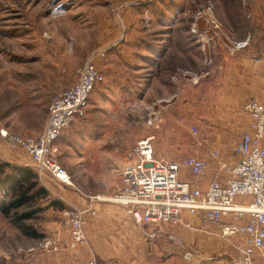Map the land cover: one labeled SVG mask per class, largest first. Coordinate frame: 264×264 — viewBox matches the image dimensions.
Masks as SVG:
<instances>
[{"label":"rangeland","instance_id":"1","mask_svg":"<svg viewBox=\"0 0 264 264\" xmlns=\"http://www.w3.org/2000/svg\"><path fill=\"white\" fill-rule=\"evenodd\" d=\"M254 1L250 0L247 7L243 5V0H155L147 6L141 5L140 8L145 7L146 11L145 14L137 11L140 14L137 21L141 28L139 32L146 33L144 39L156 45L150 46L144 40L127 44L125 52L121 54L125 58L121 60L123 63L137 61L143 64L149 58L164 60L161 69L164 73H173L177 64L180 69L187 70H184L185 73L196 72L194 69L209 71L204 70L205 66H208L204 54H208L209 47L205 43V37L200 34L214 30L217 36L222 34L225 41V31L231 30L232 34L229 33L226 40L228 47L235 48L243 44L244 42L238 41L243 35L241 26L244 31L248 30L243 26L244 21L248 22L250 30L256 28L252 26L249 18ZM84 2L0 0L1 127L11 128L10 131L21 136L40 133L47 122L51 98L74 84L69 85L70 70L63 68L62 71V68L54 63L52 51L56 48L55 51L62 49L59 52L62 53L65 64H70L71 69L78 70L93 55L84 56L81 50L92 48L98 26L85 22V16L81 14L88 8L99 6ZM210 7L212 10L208 11ZM199 13H202V17L198 16ZM188 30H191L192 38L200 45V51L191 37L190 43L183 40L182 36L187 34ZM193 30H200L201 33L195 36ZM262 40L260 37L253 38V45ZM21 64L23 66L20 69L25 70V74L17 75L16 66ZM129 72L131 71L126 70L124 66L120 71L121 77L126 80L124 85L122 82L107 80L104 85L107 88L111 86L109 89L112 91L108 93L109 97L102 98L96 91L87 106L85 116L77 118L59 140V162L68 171L74 184V187L62 186L78 192L81 196L99 198L101 201L97 202L100 204H112L119 182L117 169L126 162L129 149L140 139L149 136H156L155 142L158 144L160 132L164 130V126H161L162 115L164 118L165 114L171 116V123L175 124L170 132L165 133V137L183 131L186 142L201 138V133L198 136L192 133L195 125L189 123L185 115L178 114L176 101L151 109L152 100L172 92L173 85L171 86L170 82L160 80L161 83L147 88L145 83L137 85L134 84L135 80H127L124 75ZM222 72L224 69H218L219 78L217 77L218 81L214 79L215 84L220 82ZM187 84L189 91L202 85L201 83L195 86L189 82ZM104 85H101L103 90ZM154 116H157L158 120L151 125L150 119ZM166 149L169 155L176 151L173 160H181L186 155V149L184 153H179L175 144ZM213 151L224 155L230 150L224 152L220 148L212 147L208 152L209 157ZM56 200L63 202L60 198ZM42 206L45 208L43 211L20 223L26 225L27 229L19 228L13 223V219L0 214V249L2 247L6 252L19 250L25 255L24 252L34 248L42 237L50 238L46 233L48 228L54 223L61 227L62 212L72 208L67 204L64 210L46 208L45 204ZM24 210L23 208L17 212L21 214ZM207 230L211 232L215 229L208 227ZM0 264H5L1 256Z\"/></svg>","mask_w":264,"mask_h":264},{"label":"crops","instance_id":"2","mask_svg":"<svg viewBox=\"0 0 264 264\" xmlns=\"http://www.w3.org/2000/svg\"><path fill=\"white\" fill-rule=\"evenodd\" d=\"M83 1L99 7L88 8L81 14L85 16V22L98 26L92 48L81 50V52L84 53V56L89 54L88 57L93 54L94 63L103 72L105 82L107 80L118 81L124 85L126 80L121 77L120 73L123 66L126 70L131 71L124 77L132 82L135 80L136 83L134 84L145 83L149 88L150 85L161 83V81L170 82V85H173L172 92L167 96L152 100L151 109L154 108L155 103L161 100L176 101L178 114L185 115L189 123L195 125L201 133L200 139L188 142L185 140L186 136L182 133L183 131H177L176 134H173L174 136L168 135L165 137V133L170 132L171 127L175 124L171 123L173 122L171 116L165 114L164 118L162 115L161 126H164V130L160 132L158 144L155 142L156 156L166 161H179L173 160L176 157L174 154L176 151L169 155L166 149L175 144L179 153H184L186 149V155L183 158L196 156L211 162V169L202 178H197L188 171L183 172V178L186 181L199 185L201 190L204 191L208 183L220 180L208 152L212 147L220 148L224 152L230 150L227 151L228 153L221 155V158L224 161H232L234 159V148L248 122V117L243 114L245 104L254 96L264 103V63L257 61L259 58H264V28H260L264 26V0H255L249 11L252 26L256 28L250 30L246 21H244L243 26L244 28L247 27L248 30L245 29L244 31L241 26L243 35H241V40L238 42L246 43L250 37L247 46L241 49L228 47L226 40L229 33L232 34L231 30L225 31V41H223V35L218 34L217 36V32L214 30L202 34H200V30L194 32L195 36L199 34L204 36L205 43L209 47L208 54H204L207 58L206 61H208L206 62L208 66H205L204 70L208 69L209 71L204 72L201 71L202 69H194L196 72L188 74H190L189 76L208 74L209 78L206 77L208 80L205 78L204 83L202 82L198 89L195 88L191 91L187 88L188 77L184 75L187 70L180 69L178 64L177 71L164 73L161 72L165 63L164 60L149 58L145 64L137 61L123 63L121 60V58H125L121 54L125 52L127 44L144 40L150 46L156 45L144 39L147 34L139 32L141 28L137 23L139 20L138 15H140L138 12L145 14L146 11L145 7L140 8V6H147L154 3L155 0H142V2L140 0ZM182 37L188 43L191 40L196 43L195 39L192 38L191 30H188L187 34ZM189 37H191V40ZM259 37L263 40L253 45V38ZM196 45L200 51V45L197 43ZM55 50L52 51L54 53L52 55V57L54 56V63L61 67L62 71L63 68L65 70L69 69L71 76L69 85L75 84L78 80V68L71 69L70 64L67 66L63 61L62 53L59 52L62 49ZM101 52L102 54H100ZM153 53L155 54V51ZM25 65L27 64L25 63ZM22 66L23 64L16 66L17 75L25 74V70L20 69ZM218 69H224V72L221 73L220 82L215 84ZM63 76L67 78L64 74ZM105 82L101 84L102 87ZM101 85L94 89L89 102L96 91L100 93L99 95L102 98L103 96L109 97L112 92L109 89L111 86L107 88L104 85L105 90H103ZM159 113L161 114V112ZM40 133L30 136L36 137ZM0 160L27 167H31L33 163L31 156L25 151H12L1 141ZM38 176L53 198H60L72 208L87 209L92 205L91 207L96 210V215H92L89 210L84 213V230L87 241L76 250L66 249V246L70 243L71 234L68 228L62 226V223H60L61 227L54 223L46 233L63 247L60 253H38L29 257L26 254V256L23 255L19 250L6 252L1 247L0 256L5 264H92L93 262L95 264H190L185 259V254L189 250L204 258L200 264H233V258L238 256V251L232 247L231 243L226 242L216 234L218 231L216 226H211L215 229L211 232H208V230L197 232L183 225L158 226L148 224L145 226V231L150 234H158L157 238L151 239L137 227L122 206L114 203L100 204L97 201L92 203L91 198L93 197L81 196L76 191L65 189L48 175L38 174ZM120 184L119 179L117 189ZM252 201V197H240L236 200V203L248 205ZM16 255H19V257H15ZM255 264H264V249L256 251Z\"/></svg>","mask_w":264,"mask_h":264},{"label":"built area","instance_id":"3","mask_svg":"<svg viewBox=\"0 0 264 264\" xmlns=\"http://www.w3.org/2000/svg\"><path fill=\"white\" fill-rule=\"evenodd\" d=\"M249 3L250 0H243L246 7ZM198 16L202 17V13ZM193 32L196 33V30ZM246 45L240 44L237 49ZM257 61L264 63V58ZM184 75L195 86L208 77V74ZM77 76L74 85L52 99L46 125L38 136H21L0 126L1 142L12 151H25L32 158V169L66 187H74V184L59 162L61 148L58 140L75 119L85 116L90 95L105 82L93 55L78 70ZM170 101L161 100L153 106ZM243 114L248 117V122L234 148V159L224 161L219 151L210 153L220 180L208 183L204 191L199 185L186 181L183 172L188 171L202 178L211 169V162L196 156H187L179 161L159 159L155 153V137L149 136L137 141L129 150L126 162L118 167L121 184L112 203L122 206L137 227L151 239L157 238L158 234L146 232L148 224L183 225L197 232L216 226V234L238 251L233 264H255L256 251L264 249V103L257 98L251 99L245 104ZM156 120L158 117L154 116L150 124L153 125ZM192 133L198 136L199 129L194 127ZM240 197H252L253 201L248 205H239L236 200ZM91 200L92 203L101 201L95 197ZM91 206L62 212L60 223L71 234L66 249L76 250L86 243L84 213L89 210L96 215ZM62 248L53 238H46L24 254L29 257L38 253L57 254ZM185 259L190 264H200L204 260L190 250L186 252Z\"/></svg>","mask_w":264,"mask_h":264},{"label":"trees","instance_id":"4","mask_svg":"<svg viewBox=\"0 0 264 264\" xmlns=\"http://www.w3.org/2000/svg\"><path fill=\"white\" fill-rule=\"evenodd\" d=\"M44 204L46 208L66 209L63 202L52 198L32 168L0 160V214L13 219L19 228L27 229L20 223L43 211ZM23 208L24 212L18 214L17 211ZM42 238L39 241L45 240L46 236Z\"/></svg>","mask_w":264,"mask_h":264},{"label":"water","instance_id":"5","mask_svg":"<svg viewBox=\"0 0 264 264\" xmlns=\"http://www.w3.org/2000/svg\"><path fill=\"white\" fill-rule=\"evenodd\" d=\"M250 40V37L248 38V40H247V42L246 43H248V41Z\"/></svg>","mask_w":264,"mask_h":264}]
</instances>
